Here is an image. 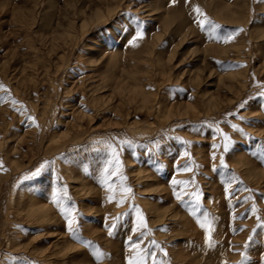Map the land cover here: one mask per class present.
Wrapping results in <instances>:
<instances>
[{"label": "rangeland", "instance_id": "1", "mask_svg": "<svg viewBox=\"0 0 264 264\" xmlns=\"http://www.w3.org/2000/svg\"><path fill=\"white\" fill-rule=\"evenodd\" d=\"M241 252L264 264V0H0V264Z\"/></svg>", "mask_w": 264, "mask_h": 264}, {"label": "snow or ice", "instance_id": "2", "mask_svg": "<svg viewBox=\"0 0 264 264\" xmlns=\"http://www.w3.org/2000/svg\"><path fill=\"white\" fill-rule=\"evenodd\" d=\"M175 2V0H173V3ZM195 11L199 14L200 13V9L197 7L195 9ZM198 23L200 24L201 28L203 29L205 27V25H211V29L210 31H214L216 28L219 27V25H216V24H213L210 20L207 19V17H205L204 19L202 20H199ZM238 31H242V29H239ZM143 37V31L139 29V26H138V30H136V33L135 35L132 37V39L129 41V43L135 45L136 41L140 38ZM231 38V35L229 36V39ZM244 105L241 104V107H243ZM31 119V118H30ZM235 127V126H234ZM228 138L225 137V140H227ZM113 147V152H112V157L113 159L111 160H108L106 161V167L103 169L104 173L105 174H108L109 172V166L112 165V164H115L117 166V168H119L120 166V161H119V158H118V153L115 151V148L114 146H111ZM228 150V144L226 143L224 145V151H227ZM187 154V153H186ZM213 158H215V156H213ZM221 164L223 165L224 164V160H223V157H221ZM44 165H41L40 168H38L34 173L33 175H39L40 171L43 169ZM185 171H188L189 169L188 168H185L184 169ZM28 178V177H26ZM106 183V181H105ZM183 183H186V182H183V181H176V180H173L172 181V184L173 186H176L177 184H183ZM109 191H111V188L109 187ZM126 191H131L130 188L126 189ZM175 195H176V198L177 200H180L182 198V193L179 192V191H176L175 192ZM183 195H195L194 193H183ZM109 199H111V197H109ZM197 199H198V195H197ZM57 203H59L57 201ZM74 211V207L73 208H61V212L62 214L67 218L68 220V230L70 232L73 233V235L76 234V229L73 228V224L75 223V217L74 216H71V213ZM253 211H255V207L253 206ZM205 220H207V217H205ZM115 225H113L114 227ZM140 227H143V226H146L144 225L143 223V217H140V224L138 225ZM202 227H204V224H201ZM209 230H210V222H209ZM79 239V237H77ZM249 239H251V237H249ZM208 242L209 244L211 243V239H210V236L208 237ZM97 258H99L100 256V253H97ZM241 257H242V261L240 262V264H246L247 262V255L245 252H241ZM143 261H144V257L143 255H141L139 258H137L135 261H129V264H143Z\"/></svg>", "mask_w": 264, "mask_h": 264}]
</instances>
